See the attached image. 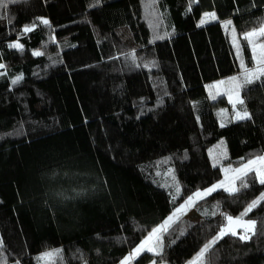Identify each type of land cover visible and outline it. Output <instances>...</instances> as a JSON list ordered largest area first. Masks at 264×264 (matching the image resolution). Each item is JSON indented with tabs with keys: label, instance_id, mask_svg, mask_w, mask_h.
I'll return each instance as SVG.
<instances>
[{
	"label": "trees",
	"instance_id": "16d2710c",
	"mask_svg": "<svg viewBox=\"0 0 264 264\" xmlns=\"http://www.w3.org/2000/svg\"><path fill=\"white\" fill-rule=\"evenodd\" d=\"M261 26L264 0H0V264H121L223 179L217 141L234 166L264 155V76L242 105L207 91L256 68L242 35ZM236 184L130 264H192L209 244L201 264H264V200L248 240L220 236L264 195L254 171Z\"/></svg>",
	"mask_w": 264,
	"mask_h": 264
},
{
	"label": "snow or ice",
	"instance_id": "6c2138e0",
	"mask_svg": "<svg viewBox=\"0 0 264 264\" xmlns=\"http://www.w3.org/2000/svg\"><path fill=\"white\" fill-rule=\"evenodd\" d=\"M209 15L211 16V18L215 19L214 13L213 14H205L206 18ZM42 22L45 24L48 23V21H46V20H44ZM205 22H206V19L202 20L201 24H203ZM230 24H231V21L227 22V25H230ZM31 30L32 29H30V28L25 29V31H31ZM262 37H264V26H261L258 29H253L251 32L246 33L243 37L244 40H246L247 43L251 46L253 58L256 62V68L255 69L245 68V76H244V82L245 83H251L253 77L259 78L260 76H264V42H261V43L257 42ZM234 42H236V41L234 40ZM236 43H237V49H238V55H239L240 54V46H239L238 42H236ZM10 47L19 48L22 46L19 44H15V45H10ZM40 54L41 53H36V55H40ZM241 66L244 67L243 63ZM0 67H3V66L0 65ZM19 79L20 78L18 77L17 80H19ZM238 81H239V77H233L231 79V81H228V82L221 81L220 84H224V83L234 84L235 88H236V95H237V99H236V101H234V103H239L242 105L244 103V101L239 98V91L238 90H239L240 84L238 83ZM16 82L17 81H13V83H16ZM213 87H217V86H213ZM236 115H237V118H239V119L249 118V114L247 113V111H244V113L242 115L240 113H237ZM228 171H229L228 169H225L226 173ZM232 171L237 173L238 175L233 177L229 181V183H232L235 179L239 178L240 175H247L248 172L255 171L260 177V183L264 184V156H260L254 160H250L242 168L234 169ZM222 186H223V182L220 185L213 186V188L206 190V192H204V193L197 192L192 197H189L186 200L185 204L182 205L180 208H177L176 212L173 214V216H170L168 218V220L165 221V224H163L160 227L153 230V232L150 234L148 240L144 241V243H142L140 245V247H138L135 250L133 255L139 254V252L144 249L145 245L148 244L149 241L153 239V237H155L156 240L159 241V238H160L159 234L162 231L166 230V228L170 225V222H172L174 220V218H178V216H177L178 213H181L182 211L186 210L187 207L193 206L196 199L203 198L205 195H210L213 191L216 190L217 187H222ZM228 190L232 191V192L238 191V189L235 187H231ZM178 191H179V189H178ZM261 200H264V195H262L259 200L253 201L248 206V208L245 210V212L242 213L241 216H239V217L233 218L231 216H227L226 217L227 224L221 230L220 236L222 237L223 235H226V234L237 235L236 229L242 228V229H244V235H241L240 239L244 240V239L250 238L248 236V233L254 232V229L256 227V223H255V221H252V220L245 221L243 219V217L246 216L248 214V212H250L253 208H255L261 202ZM211 243L214 244L215 241H212ZM210 247H211V244L205 245V247L201 250V252L198 254L196 259L192 262V264H201V262L205 256V253L208 252ZM148 250L151 251L152 249L148 248ZM54 255H59V253H46L45 257H43L42 259L51 258ZM128 259H131V256Z\"/></svg>",
	"mask_w": 264,
	"mask_h": 264
},
{
	"label": "rangeland",
	"instance_id": "374dc122",
	"mask_svg": "<svg viewBox=\"0 0 264 264\" xmlns=\"http://www.w3.org/2000/svg\"><path fill=\"white\" fill-rule=\"evenodd\" d=\"M206 23H210V21H206L205 23L201 24V25H204ZM227 22H224V28L226 30V32L228 33V35L230 36V39H231V43L233 44V47L235 49V52L239 58V60L242 62V58H243V55H242V48H241V45H240V37L238 36V34L236 33L235 31V28L231 22L230 25H227ZM234 30V31H233ZM245 35V34H244ZM244 35H242V37H244ZM234 40L236 42L239 43V46H240V54L238 55V49H237V43L234 42ZM258 43H261V42H264V37H262L259 41H257ZM250 46V45H249ZM251 48V46H250ZM255 61V60H254ZM244 76H245V73H242L240 76H236V77H239V81L238 83L240 84V87H239V90L241 89V86L245 83L244 82ZM262 77V76H260ZM259 77V78H260ZM259 78H255L253 77L252 78V82L256 79H259ZM232 78L226 80L225 82H228V81H231ZM221 82V81H220ZM220 82H217L211 86L208 87L207 91H208V94H209V97L211 100H215L217 97H220V96H223V95H227L228 96V101L229 103L232 105V106H235L239 103H234V101H236L237 99V95H236V88H235V85L234 84H231V83H224V84H220ZM213 86H217V87H213ZM238 90V91H239ZM215 97V98H214ZM239 98H241V94L239 93ZM209 156L212 160V163L215 167H220L221 170H222V174H223V179L217 183H215L214 185H212L211 187L205 189V190H199L197 192H201V193H204L206 192V190L210 189V188H213V186H216V185H220L222 182H223V186L222 187H217L215 191H213L210 195H205L203 198H198L196 199L195 203L193 206H190V207H187L186 210L182 211L181 213H178L177 216L178 218H174V220L172 222H170V225L166 228V230L162 231L160 234H159V241L156 240L155 237H153L152 240L149 241L148 244L145 245L144 249L141 250L139 252V254L137 255H133V253L135 252V250L132 252V255L131 256V259H128V257L123 260L121 262V264H130L133 260L137 259L141 254L143 253H150V254H156L160 251V247H161V238H162V235L174 224L176 223L177 221H179L181 218L183 217H186L187 219L191 220V221H201L203 219V217L205 216H210L211 214H214V211L212 210V207L210 206H207V203L206 202H203L206 198L210 197L212 194H214L215 192L219 191V190H224L226 192H229V193H233L232 191H229L228 189L231 188V187H235L237 188V180L244 176V175H240L239 178L235 179L232 183H229V181L237 176L238 174L233 172L232 170L234 169H238V168H242L246 163L244 164H241L239 166H234L232 164H228V163H225L227 160L230 159V153H229V150H228V147H227V143L224 139H221L219 141H217L214 145H212L209 149ZM264 156V155H262ZM225 169H228L229 171L226 173L225 172ZM252 172V171H250ZM255 172V171H254ZM249 173V172H248ZM257 174V173H256ZM257 177L259 178L260 180V177L259 175L257 174ZM196 192V193H197ZM192 197V196H191ZM186 202V201H185ZM185 202L182 204L184 205ZM181 205V206H182ZM181 206H179L178 208H180ZM176 212V209L173 211V213L170 215V216H173V214ZM198 212H201L202 216L198 213ZM169 216V217H170ZM168 217V218H169ZM168 218L165 220L167 221ZM165 221L161 224H165ZM245 221H248V220H245ZM160 225V226H161ZM159 226V227H160ZM226 226V225H225ZM158 228V227H157ZM237 231V235L238 236H241V235H244V229L242 228H238L236 229ZM255 231V229H254ZM153 232V231H152ZM151 232V233H152ZM150 233V234H151ZM254 232H249L248 233V236L250 237ZM150 234L144 239V241L148 240ZM226 235H229V234H226ZM249 239V238H248ZM248 239H244V240H248ZM144 241L142 243H144ZM141 243V244H142ZM140 244V245H141ZM140 245L138 247H140ZM137 247V248H138ZM148 248H151L152 250L149 251ZM129 256V257H130ZM45 257V256H44ZM54 256H52L51 258H44L43 260V263L44 264H48L51 260H53ZM150 264H155V263H150Z\"/></svg>",
	"mask_w": 264,
	"mask_h": 264
}]
</instances>
